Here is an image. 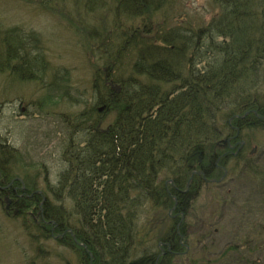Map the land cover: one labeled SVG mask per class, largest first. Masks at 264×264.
Masks as SVG:
<instances>
[{
  "label": "trees",
  "instance_id": "obj_1",
  "mask_svg": "<svg viewBox=\"0 0 264 264\" xmlns=\"http://www.w3.org/2000/svg\"><path fill=\"white\" fill-rule=\"evenodd\" d=\"M47 1L75 2L86 14H111L114 24L103 27L95 43L99 51L111 49L103 50L108 67L103 71V90H97L99 82L95 85L101 105L95 110H113L115 119L101 138L92 133L94 123L82 129L90 135L88 151L76 154L75 166L64 174L73 210L64 205L48 210L34 181L27 182L26 191L35 192L32 204L40 219L52 217L56 224L49 223L59 233L67 232L64 244L81 245L76 248L80 264H156L161 247L140 257L130 251L136 240L150 242L147 234L137 231L138 210L152 204L169 212L175 241L164 239L170 242L164 251L170 255L173 247L179 253L176 223L187 217L201 182L220 178L231 163L229 155L216 167L215 142L229 136L243 140L245 130L264 129V0H213L215 14L207 25L196 30L190 24L159 25L156 32L149 26L133 29L126 22L148 18L149 11L168 6L169 0ZM22 49L21 56L12 57L16 47L0 46V61L9 55V65L19 57L12 67L23 61L32 72L38 58L29 54L33 49L25 45ZM130 52L133 57L124 64ZM123 69L124 75H118ZM108 81L121 85V91L114 93ZM96 137L99 142L93 146ZM243 149L236 159L243 158ZM18 154L0 145V189L12 182L15 188L22 185L11 169ZM171 154L185 158L175 166ZM169 165H174V183H157ZM14 189L11 197L17 199ZM3 190L4 195L9 191ZM71 215L77 219L65 226L64 218Z\"/></svg>",
  "mask_w": 264,
  "mask_h": 264
},
{
  "label": "rangeland",
  "instance_id": "obj_2",
  "mask_svg": "<svg viewBox=\"0 0 264 264\" xmlns=\"http://www.w3.org/2000/svg\"><path fill=\"white\" fill-rule=\"evenodd\" d=\"M47 2L0 0V46L6 50L11 45L16 47L9 54L14 57L24 53L25 45L33 49L29 54L39 61L32 72L23 61L22 66L12 67L19 57L9 65V55L0 61V145L18 150L11 169L25 188L27 182L34 181L44 203H49L48 210L64 205L69 211L73 206L64 174L75 166L76 154H82L80 139L74 142V136L81 137L84 133L79 128L92 123L110 129L115 119L113 110H95L101 106L97 105L95 85L99 82L97 90H103V71L108 67L103 50L111 52L108 47L99 51L95 43L102 28L114 23L107 11L103 15L86 14L75 2ZM213 4V0H169L168 6L149 11L148 18H132L126 23L133 29L153 27L154 32L159 25L170 28L176 24H190L196 30L213 18ZM131 57L130 52L124 64ZM124 69L118 75H124ZM243 138L244 142H238L245 148L241 159L236 156L242 149L220 147L227 144L228 138L215 142L214 150L226 153L227 158L232 155L231 163L220 181L201 182L187 217L176 223L177 234L183 236L180 254L174 253L173 247L170 255L164 251L163 244L170 245L164 239L175 240L171 227L175 223L167 219L169 212L146 204L138 210L137 231L141 236L147 234L150 242H134L130 251L136 257L157 253L161 247L158 260L163 258V264H264V129L245 130ZM172 160L175 166L180 163ZM174 165L162 171L158 183H174ZM12 183L4 186L10 193L15 188ZM32 192L27 191V200L16 204L15 209L8 207L4 199L0 201V264H80L76 248L81 245L64 244V239L69 240L67 232L43 234L37 227L50 228L56 221L52 217L40 219L37 205L32 204ZM31 212L38 225L28 217ZM73 218L77 219L66 216L65 226L74 224Z\"/></svg>",
  "mask_w": 264,
  "mask_h": 264
},
{
  "label": "bare ground",
  "instance_id": "obj_3",
  "mask_svg": "<svg viewBox=\"0 0 264 264\" xmlns=\"http://www.w3.org/2000/svg\"><path fill=\"white\" fill-rule=\"evenodd\" d=\"M17 64V63H16ZM113 83H114V81H112ZM115 85H119V84H116V83H114ZM120 87H121V85H119ZM95 127V126H94ZM79 130L80 131H82L80 128H79ZM83 133L85 134H83V135H81V137H79V135L77 136H74V142H75V139L77 140V139H80L79 141H78V143L79 144H81L82 145V147H81V150H82V152L83 153H85V151H88L86 148L88 147V146H86V145H88V142H89V139H90V135H87L86 134V132H85V130H83ZM92 133H98V137H104V135H106L107 133H109V128H103L102 127V123H101V125H97L95 128H94V130H92ZM99 142V139L96 137L95 139H94V141L92 142V144H93V146H97L98 143ZM91 151V150H90ZM171 157L172 158H174V159H176V160H178L179 162H181L185 157L181 154V155H176V154H171ZM194 160L195 159H191V163H193L194 162ZM193 165V164H192ZM193 167L194 168H196L197 169V167H200L199 166V164H195V165H193ZM196 170H193L191 173L192 174H195L196 172H195ZM226 173H227V171H226ZM226 173H225V175H226ZM158 181L159 180H157V183H158ZM21 186H16V188L14 189V191H15V193H16V195H17V199H14V198H12L11 197V193L8 191L7 193H6V197H10L11 199H13V200H15V202H16V204H18V203H21L22 201H24L25 200V198L27 197V191H26V188L23 186V183L21 182ZM6 187H3V189H5ZM19 210V209H18ZM31 214V216L33 217V219H34V221L35 222H33L34 224H36V225H38L37 223H39V222H36V218L34 217V214H33V212H31V213H29V215ZM182 220H184V219H182ZM37 227H39L40 228V231L43 233V234H50V235H55V233L56 232H58V228H53V227H47V225L45 226H37ZM181 235V234H180ZM182 238H183V236L181 235V240H182ZM175 241V240H174ZM164 246L166 245V244H163ZM158 246H162L161 244H159Z\"/></svg>",
  "mask_w": 264,
  "mask_h": 264
},
{
  "label": "flooded vegetation",
  "instance_id": "obj_4",
  "mask_svg": "<svg viewBox=\"0 0 264 264\" xmlns=\"http://www.w3.org/2000/svg\"><path fill=\"white\" fill-rule=\"evenodd\" d=\"M242 140V139H241ZM240 139H238L237 140V136H229L228 137V143L227 144H224V146L222 147V145H220V147L221 148H226V149H228V150H232V149H242L243 147V145L242 144H238V142L240 141V142H244V141H241ZM232 142H234V143H232ZM239 142V143H240ZM226 154V153H225ZM225 154H223V153H219V156H218V159H217V163H216V167H218V168H220L221 167V164H220V162H221V159L223 158V157H227ZM224 175H225V172H224V174L221 176V178H219V181L222 179V178H224ZM206 180V179H205ZM210 181H212V180H210ZM1 190H2V194L4 195V190H3V188H1ZM4 197H5V195H4ZM12 201L10 202V203H8L7 204V201H5V203L7 204V205H9L8 207H10V208H12V209H15L14 208V206L16 205V202L13 200V199H11Z\"/></svg>",
  "mask_w": 264,
  "mask_h": 264
},
{
  "label": "water",
  "instance_id": "obj_5",
  "mask_svg": "<svg viewBox=\"0 0 264 264\" xmlns=\"http://www.w3.org/2000/svg\"><path fill=\"white\" fill-rule=\"evenodd\" d=\"M107 83L111 87L114 93H119L121 91V87L119 85H115L112 81H108Z\"/></svg>",
  "mask_w": 264,
  "mask_h": 264
}]
</instances>
